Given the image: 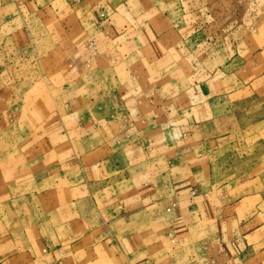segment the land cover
I'll use <instances>...</instances> for the list:
<instances>
[{
    "label": "crops",
    "instance_id": "obj_1",
    "mask_svg": "<svg viewBox=\"0 0 264 264\" xmlns=\"http://www.w3.org/2000/svg\"><path fill=\"white\" fill-rule=\"evenodd\" d=\"M32 20L66 97L0 122V264H264V171L208 157L263 139L264 0H0V106Z\"/></svg>",
    "mask_w": 264,
    "mask_h": 264
},
{
    "label": "rangeland",
    "instance_id": "obj_2",
    "mask_svg": "<svg viewBox=\"0 0 264 264\" xmlns=\"http://www.w3.org/2000/svg\"><path fill=\"white\" fill-rule=\"evenodd\" d=\"M29 29L33 45L24 50L26 59L21 64L15 57L13 66L17 80L14 86H11L13 96L7 99L6 105L0 106L1 123L12 120L13 115L16 116L17 112L25 107L41 109L44 111L42 115H45L46 111L51 108L54 98H57V104L62 99L63 101L60 103L65 102L64 86H60L58 83V88H55L49 80L37 77L38 73L56 70L65 62L69 53L65 48L64 38H60L59 32L57 36L61 42L53 44V40L47 33L42 32L41 34L38 31L33 20L29 23ZM88 71L90 72V70ZM253 108L258 110L257 107ZM262 136L263 139L260 141L253 137L234 145L228 151H209L208 157L214 164L212 170L217 176L216 179L231 181L242 177L241 175L247 172H263L264 132Z\"/></svg>",
    "mask_w": 264,
    "mask_h": 264
},
{
    "label": "built area",
    "instance_id": "obj_3",
    "mask_svg": "<svg viewBox=\"0 0 264 264\" xmlns=\"http://www.w3.org/2000/svg\"><path fill=\"white\" fill-rule=\"evenodd\" d=\"M20 1V0H16ZM97 41L95 39H90L84 46V49L88 53V56L84 59L85 63H89L92 57L97 53V47H96ZM171 235V233H170Z\"/></svg>",
    "mask_w": 264,
    "mask_h": 264
}]
</instances>
